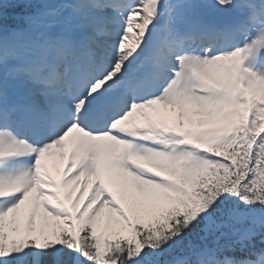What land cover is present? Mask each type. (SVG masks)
Wrapping results in <instances>:
<instances>
[{
  "label": "snow or ice",
  "instance_id": "obj_1",
  "mask_svg": "<svg viewBox=\"0 0 264 264\" xmlns=\"http://www.w3.org/2000/svg\"><path fill=\"white\" fill-rule=\"evenodd\" d=\"M0 264H264V0H0Z\"/></svg>",
  "mask_w": 264,
  "mask_h": 264
},
{
  "label": "bare ground",
  "instance_id": "obj_2",
  "mask_svg": "<svg viewBox=\"0 0 264 264\" xmlns=\"http://www.w3.org/2000/svg\"><path fill=\"white\" fill-rule=\"evenodd\" d=\"M146 111L147 114L154 120H157V117H161L163 121L167 120L172 122L173 124L176 123V112L171 107L165 108L163 105H158L157 108H152ZM134 119L139 121L142 119V117L139 114H137V116ZM68 150L69 149L66 146L65 151L67 152ZM65 163H66V159L64 161H60L58 158H54V160L51 162L56 173L57 171L63 169Z\"/></svg>",
  "mask_w": 264,
  "mask_h": 264
},
{
  "label": "rangeland",
  "instance_id": "obj_3",
  "mask_svg": "<svg viewBox=\"0 0 264 264\" xmlns=\"http://www.w3.org/2000/svg\"><path fill=\"white\" fill-rule=\"evenodd\" d=\"M157 120L162 122V123L168 124L169 126L174 125L170 121H167V120L163 121L161 117H157ZM186 130H189V131H200L202 129L193 127V128H187ZM53 160H54V158L53 159H46L45 160V165L48 168V171L53 175V177L58 179L59 175L62 173L63 169L60 170V171H57V173H56L54 168H53V166H52V164H51V162ZM102 178L104 179L105 183L108 184L112 188L113 191H116L118 194L124 195L125 199H127L126 194L121 192V189L118 186V183L113 180L112 174L107 169H104L102 171Z\"/></svg>",
  "mask_w": 264,
  "mask_h": 264
}]
</instances>
